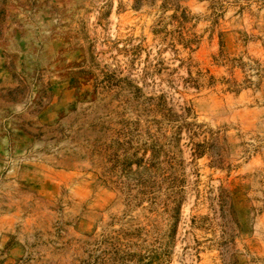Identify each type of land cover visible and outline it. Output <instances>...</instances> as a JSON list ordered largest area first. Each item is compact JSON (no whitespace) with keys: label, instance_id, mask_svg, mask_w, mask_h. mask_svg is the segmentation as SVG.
Masks as SVG:
<instances>
[{"label":"rangeland","instance_id":"374dc122","mask_svg":"<svg viewBox=\"0 0 264 264\" xmlns=\"http://www.w3.org/2000/svg\"><path fill=\"white\" fill-rule=\"evenodd\" d=\"M148 261L264 264V0H0V264Z\"/></svg>","mask_w":264,"mask_h":264},{"label":"trees","instance_id":"16d2710c","mask_svg":"<svg viewBox=\"0 0 264 264\" xmlns=\"http://www.w3.org/2000/svg\"><path fill=\"white\" fill-rule=\"evenodd\" d=\"M150 144L148 145V149H152V148H154V144H153V141H152V139H150ZM195 147H197V148H199V147H201L199 144H195ZM145 150V149H144ZM197 150V149H196ZM196 154L197 155H199L200 154V152L199 151H196ZM142 155H143V151H142ZM142 159V158H141ZM140 159V160H141ZM123 162L120 164L122 167H125L123 164H125L126 163V166H129V162H127V160H122ZM116 162L117 163H119L118 162V160H116ZM134 162H136V161H134ZM139 163V162H138ZM173 210L175 211L174 213H177V206H175L174 208H173ZM150 256V255H149ZM152 257H149L148 258V256H147V259L149 260V259H151ZM145 264H150V261H148L147 263H145Z\"/></svg>","mask_w":264,"mask_h":264}]
</instances>
